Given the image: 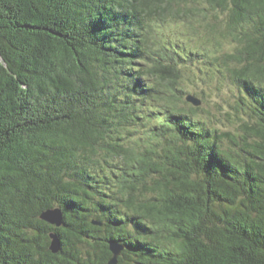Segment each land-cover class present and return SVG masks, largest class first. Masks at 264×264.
Masks as SVG:
<instances>
[{
  "label": "trees",
  "instance_id": "obj_1",
  "mask_svg": "<svg viewBox=\"0 0 264 264\" xmlns=\"http://www.w3.org/2000/svg\"><path fill=\"white\" fill-rule=\"evenodd\" d=\"M199 76L252 120L207 122ZM111 241L264 264V0H0V264H109Z\"/></svg>",
  "mask_w": 264,
  "mask_h": 264
},
{
  "label": "rangeland",
  "instance_id": "obj_2",
  "mask_svg": "<svg viewBox=\"0 0 264 264\" xmlns=\"http://www.w3.org/2000/svg\"><path fill=\"white\" fill-rule=\"evenodd\" d=\"M225 46L233 50L235 45L226 43ZM197 79V85L187 82L186 88L191 93L204 91L207 101L203 106L206 110L200 114L207 122H212L223 129L238 131L240 120H252L248 109L237 107L238 90L227 79L220 78L212 82L202 80L200 76Z\"/></svg>",
  "mask_w": 264,
  "mask_h": 264
},
{
  "label": "water",
  "instance_id": "obj_3",
  "mask_svg": "<svg viewBox=\"0 0 264 264\" xmlns=\"http://www.w3.org/2000/svg\"><path fill=\"white\" fill-rule=\"evenodd\" d=\"M187 99L193 102L195 105H200L201 100L193 94H188ZM41 218L51 224L56 226H61L64 222V214L62 209L59 207L49 208L44 210L41 213ZM98 224V222L95 221ZM51 241H50V250L53 253H58L61 249V240L57 233L51 232L50 233ZM110 250L112 251L113 255L109 260V264H117L118 263V256L121 254L122 250L124 249V245L117 241H111L109 245Z\"/></svg>",
  "mask_w": 264,
  "mask_h": 264
}]
</instances>
